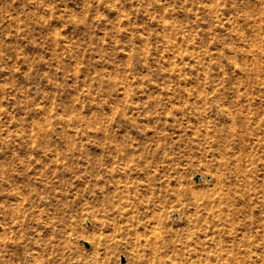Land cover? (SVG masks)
I'll list each match as a JSON object with an SVG mask.
<instances>
[{
  "label": "rangeland",
  "instance_id": "1",
  "mask_svg": "<svg viewBox=\"0 0 264 264\" xmlns=\"http://www.w3.org/2000/svg\"><path fill=\"white\" fill-rule=\"evenodd\" d=\"M263 185L264 0H0V264H264Z\"/></svg>",
  "mask_w": 264,
  "mask_h": 264
},
{
  "label": "bare ground",
  "instance_id": "2",
  "mask_svg": "<svg viewBox=\"0 0 264 264\" xmlns=\"http://www.w3.org/2000/svg\"><path fill=\"white\" fill-rule=\"evenodd\" d=\"M255 113L253 112V114H252V116H249V115H243L241 118H239V120H238V123L240 122L241 124H242V126L239 128V130L238 131H236V130H233V131H230V132H228V133H219V135L221 136V137H223V138H225V142H226V146L228 145L229 147H230V154H233V158L231 159V162L235 165V168H236V172H235V177H234V181L232 180V181H230V186L228 187V190H227V194H226V196L225 197H223V200L224 201H227V203H231L232 205H233V207L235 206V208H234V210H238L239 209V207H237V201L236 200H238V201H240V202H242V203H246L247 204V208L249 207V205L251 206V203L249 202L250 201V199H251V197L250 196H252L250 193H251V191H256V186H254V181H255V178H256V175L258 176L259 175V170H258V168L256 169L254 166V168H252V169H248L249 167V164L247 165V166H245V164H244V156L245 155H243V153H244V146H245V142H246V137H248L249 138V140L250 141H252L253 139H255V138H253L254 136L256 137V135H257V132H256V129L252 126V124H251V122L254 120V121H256V119H257V117H256V114L254 115ZM254 115V116H253ZM258 119H259V117H258ZM260 121H261V119H260ZM243 129H245V134H243V133H241V132H244V130ZM241 130V131H240ZM221 132V131H220ZM256 141H258V140H256ZM254 143V142H253ZM251 144V143H250ZM253 145V144H252ZM252 145H248V146H252ZM247 146V147H248ZM246 148V147H245ZM249 149H251V147L249 148ZM249 152H251V150L249 151ZM254 152V151H253ZM247 153V156L250 154H248V152H246ZM246 153H244V154H246ZM249 156H251V155H249ZM249 156L247 157V158H249ZM252 157V156H251ZM247 158H245V159H247ZM250 160V159H249ZM248 160V161H249ZM252 161L254 162V161H256V160H253V157H252ZM251 161V162H252ZM255 163V162H254ZM254 163H252V164H254ZM252 164H251V166H252ZM256 164V163H255ZM257 165V164H256ZM247 167V168H246ZM248 169V170H247ZM258 170V171H257ZM257 180H258V178H256ZM256 182V181H255ZM260 183V182H259ZM259 183H258V185H259ZM257 184V183H256ZM255 184V185H256ZM261 187V186H260ZM262 187H264V185L262 186ZM257 189H259V188H257ZM262 189H264V188H261V189H259V191L261 192V195H262V193H263V190ZM248 190H251L250 192H247ZM258 191V190H257ZM259 193V192H258ZM264 194V193H263ZM255 196L257 195V193H255L254 194ZM253 195V196H254ZM253 196H252V198H253ZM254 196V197H255ZM264 196V195H263ZM257 197V196H256ZM264 198V197H263ZM260 199V198H259ZM259 199H254L255 201L256 200H259ZM262 199V198H261ZM253 200V199H252ZM260 201V200H259ZM258 201V202H259ZM262 201V200H261ZM264 201V200H263ZM220 202H221V199H220ZM234 203V204H233ZM253 203V202H252ZM262 203V202H261ZM230 204V205H231ZM239 204V203H238ZM260 204V203H259ZM258 204V205H259ZM229 205V204H228ZM232 205H231V207H232ZM256 205V207L258 208V206H257V204H255ZM227 206V205H226ZM253 207H254V205H252ZM252 206H251V209H252ZM261 206V210H262V212L264 213V204H261L260 205ZM233 207H232V209H233ZM243 207H246V206H242L241 205V208L240 209H243ZM229 209H231V208H228V210ZM245 209V208H244ZM250 209V208H249ZM226 210V209H225ZM247 210V209H246ZM246 210H243V211H246ZM252 211V210H251ZM250 211V212H251ZM258 212H259V209L257 210ZM256 212V211H255ZM234 213V212H233ZM233 213L231 212V214H232V216H233ZM242 213V212H241ZM240 213V214H241ZM245 213H247V212H245ZM234 214H236V213H234ZM237 214H239V211L237 212ZM251 214H252V212H251ZM256 214V213H255ZM258 214V213H257ZM262 214V213H261ZM247 215H248V213H247ZM253 215V214H252ZM256 216V215H255ZM258 216V215H257ZM256 216V217H257ZM235 217V216H234ZM236 218V217H235ZM264 219L262 218V217H260V216H258L257 217V219H255L254 221H252L251 222V225H252V227H251V229H257V230H260L261 232H262V229H264ZM250 225V226H251ZM247 228H248V226H246ZM250 228V227H249ZM252 230V231H253ZM250 231V230H249ZM248 232V231H247ZM247 232H244V237L246 236V234H247ZM249 233V232H248ZM264 233V232H263ZM259 234H261V233H259ZM250 235H251V232H250ZM253 235V234H252ZM241 236V235H240ZM254 236H257V234L255 235L254 234ZM253 236V237H254ZM258 236H260V235H258ZM262 236V235H261ZM247 237H249L248 235H247ZM253 237H251L250 236V238L252 239ZM263 237V236H262ZM261 237V238H262ZM259 238V237H258ZM258 238H256V239H258ZM230 239V238H229ZM246 238H244V241L245 242H247L246 240H245ZM262 239H264V238H262ZM236 240V239H235ZM240 240V239H239ZM238 240V241H239ZM255 240V239H254ZM252 241V242H254L253 244L255 245L257 242H255V241ZM258 241H259V239H258ZM264 241V240H263ZM251 242V241H250ZM231 243V242H230ZM258 244V243H257ZM232 245V244H231ZM230 245V246H231ZM242 245V244H241ZM245 245V244H244ZM252 246V244L251 243H249V246ZM233 246V245H232ZM230 248V247H229ZM254 250V249H253ZM253 250H248V252L249 253H245V255H243L242 256V259L243 260H246V258H251L252 256H253V254H254V251ZM213 256V255H212ZM222 257V256H221ZM235 259V254L234 253H230L229 254V256H228V260L229 261H232V260H234Z\"/></svg>",
  "mask_w": 264,
  "mask_h": 264
},
{
  "label": "water",
  "instance_id": "3",
  "mask_svg": "<svg viewBox=\"0 0 264 264\" xmlns=\"http://www.w3.org/2000/svg\"><path fill=\"white\" fill-rule=\"evenodd\" d=\"M203 178L200 176V175H196L195 176V181L196 182H199L201 181ZM84 244L87 246V247H90V244L87 243V242H84ZM121 264H127V261L125 259V257H121Z\"/></svg>",
  "mask_w": 264,
  "mask_h": 264
}]
</instances>
